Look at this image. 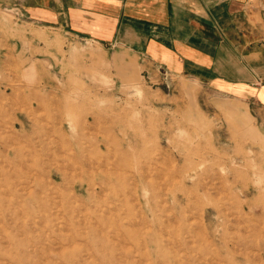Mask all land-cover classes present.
Masks as SVG:
<instances>
[{"label":"rangeland","instance_id":"1","mask_svg":"<svg viewBox=\"0 0 264 264\" xmlns=\"http://www.w3.org/2000/svg\"><path fill=\"white\" fill-rule=\"evenodd\" d=\"M44 3L0 0V264H264V108Z\"/></svg>","mask_w":264,"mask_h":264},{"label":"crops","instance_id":"2","mask_svg":"<svg viewBox=\"0 0 264 264\" xmlns=\"http://www.w3.org/2000/svg\"><path fill=\"white\" fill-rule=\"evenodd\" d=\"M28 12L173 72L242 91L264 108V0H53ZM238 53L252 57L240 65L243 72L232 57Z\"/></svg>","mask_w":264,"mask_h":264}]
</instances>
